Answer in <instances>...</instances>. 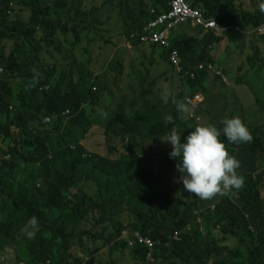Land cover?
I'll list each match as a JSON object with an SVG mask.
<instances>
[{
	"label": "trees",
	"instance_id": "1",
	"mask_svg": "<svg viewBox=\"0 0 264 264\" xmlns=\"http://www.w3.org/2000/svg\"><path fill=\"white\" fill-rule=\"evenodd\" d=\"M169 1L151 0V4L160 12L169 9ZM13 2L16 1L0 0V39H7L10 43L8 53L0 47V121L6 118L4 124L0 123V133L4 134L7 147V151H4L0 146V239L13 244L20 251L17 257L19 264H96L94 253L85 243V238L97 240L99 236L92 229L99 225L102 226L100 236L106 245L111 250L130 249L129 255L134 264H150L147 262V248L130 245L135 233L154 240L153 264L160 260L161 253L171 264H202L219 253L233 254V260L240 262V254L223 243L222 235L214 238L209 234L203 240L196 229L190 238L170 242V247L166 249L170 257L159 247L162 244L158 241L167 242L175 228L182 229L195 220L192 209L182 210L175 201H180L184 196L190 203L200 204L189 193L180 190L173 178L176 174L173 162L162 156V152L158 154L153 146L173 126L181 127L176 116H173L174 123L164 122L168 107L173 102L165 104L161 101L150 105L148 137L152 143H149V150L136 143L149 141L144 136L130 142L122 138V131H114L120 122L118 118L111 119L115 111H109L110 122L104 134L113 158L109 154L88 153L78 144L73 147L71 143L76 135L81 138L86 136L90 122L86 116L88 109L93 107L101 94L100 88L93 92L90 85L101 74L88 67L90 59L78 65V55L72 50L86 30L81 20L85 12L74 0H34L29 6L25 5L31 9L28 17L9 19L8 8L13 10ZM105 2L113 7L114 0ZM123 2L129 4V0ZM193 2L202 3L203 6H198L205 15L217 18L221 26L235 18L236 8L217 11L220 5H234L235 0ZM111 7L107 11H111ZM140 9L125 10L123 5L125 27L132 23L131 28L135 29L149 18L145 12L138 15ZM240 13L242 23L252 29L264 23V12L260 7L251 12L241 8ZM100 23L102 21H89L88 28L97 29ZM193 28L190 24L182 25L175 31L178 38L172 45L186 65L212 61V48L223 39L237 41L238 31L233 27L225 28L218 35L208 30L202 36L198 33L190 35L188 32ZM124 33L128 31L124 30ZM72 34L73 41L70 40ZM110 40L112 38L109 37L104 42L110 45ZM58 41L66 46H60ZM47 45H54L56 52L72 54V61L60 63L57 59L53 60L49 55L54 53ZM164 58L167 59V52H164ZM261 61L258 71L244 80L250 93V98L245 99L248 108L264 105L256 92L259 89L264 95V81L259 76L264 59ZM123 62H119L118 70H110L109 67H113L111 59L105 71L120 72ZM90 67L95 69L97 66ZM247 70L249 66L245 67L244 74ZM207 72L202 71L195 81L187 83L191 93L206 88L204 81ZM80 77L84 78L83 83L77 82ZM216 82H220L219 75ZM122 124L127 129L136 130L129 123ZM248 126L251 130L252 125ZM256 127L252 128L251 142L233 144V152L246 171V182L239 191L240 198L225 200L218 207L226 227L235 233L250 235L256 242L249 252L248 264H264V198L261 195V185L264 183V131L261 139ZM11 128H16L18 134H12ZM111 133L120 138L121 148L117 142L108 139ZM53 139L56 141L54 146L51 145ZM154 156L157 159L155 165L146 166V162H143L144 167H137L138 161ZM126 201H129L127 209L122 205ZM131 201L141 205V213L131 209ZM3 207L12 209L4 214L1 212ZM96 210L99 213L91 222L89 215ZM32 217L37 218L38 225L27 228V231L35 233L29 238L25 228ZM88 225L90 228H87ZM125 230L131 232L130 236L123 234ZM73 247L81 248L91 260L85 263L81 257H75L71 253ZM212 264L234 263L216 257Z\"/></svg>",
	"mask_w": 264,
	"mask_h": 264
},
{
	"label": "rangeland",
	"instance_id": "2",
	"mask_svg": "<svg viewBox=\"0 0 264 264\" xmlns=\"http://www.w3.org/2000/svg\"><path fill=\"white\" fill-rule=\"evenodd\" d=\"M15 1L17 3L13 2L14 8L12 10V13L10 14V17H28L31 9L26 7V1ZM74 1L79 3L83 11L85 12V14L81 16V20L82 25L86 27V30L82 32L80 40L77 42L76 47L72 48V50L76 51L78 55V65H81L85 61H88L90 59V64L88 65L90 69H92L90 67L91 65L101 66L102 73L101 76H97L96 82L105 87L104 89H102L100 99L95 100V107H92V111L90 110L89 115H86L87 119H97L99 123L101 121L104 122L108 119L109 113L107 112L115 111V114L111 119L118 118L120 122L117 123V128H115L114 131H122V138H124L125 141L130 142H136V137L144 136L149 141L136 143H138L140 147L142 146L146 150H149V143H152V139L148 137L150 105H156L157 103L163 101L162 97L165 95L169 96V101L171 102L173 97L176 100H179L184 93H188L189 91L187 89V86L182 83L181 75L179 74V72H177L174 67H172L164 58H159V52L156 49L147 47V45H143L139 48H131L128 47L126 43H123V38H125L123 34L125 30L124 18L122 15L123 5L125 10L141 8L138 12L139 15L141 12H146L145 10H147V7L152 6L151 0H146L145 2L144 0H129L128 5L125 4L123 0H114L112 4L113 7H111V5L109 4H106L105 0ZM262 3H264V0H237L235 2V18L231 19L230 23L236 26L240 25L242 23L240 13L241 8L255 11L256 8L259 7ZM110 7L111 11H107ZM89 21L92 23H98L99 21H102V23L97 24V29L92 28L91 30L88 28ZM177 29L178 28H176L175 30ZM58 33L59 35L61 34V32ZM109 37L112 38V40H110L109 42L110 45L104 42ZM248 38L249 34L246 32L241 40L230 43L228 42L225 54L230 53L233 56H237L238 48L236 45H239L240 50H242V45L248 40ZM62 39L64 40V38ZM70 40H74L73 34ZM65 42L69 44L68 41ZM58 44L60 46H66L62 41H58ZM53 46L54 45H47V47L54 53L52 55H49L53 60L57 59L60 63H67L68 60L72 61V54H68L66 51L56 52ZM0 47H3L4 50L8 53L10 51L9 41L7 39H0ZM216 47H218L217 44H215L212 50L216 49ZM241 52L242 51H239V54H241ZM111 59L113 62V67H109L110 70H118L119 62L124 60L120 72L112 73L110 71H105L108 62ZM240 63L241 60L236 69L238 72L243 73L241 74V76H244L245 67H248L250 64L257 63V61L254 62V58H252L250 62H245L242 65ZM261 69H264V65L261 66ZM1 76L2 75H0V77ZM259 76L261 80L264 81V73H261ZM228 77L231 78V75L229 74ZM99 78L100 80H98ZM216 80L217 78H215V81ZM77 82L83 83L84 78L80 77L79 79H77ZM149 85H152V90L151 92H149V94H147V98L138 94ZM247 92L250 95L248 90ZM256 92L260 101H264V95L260 92V90L256 89ZM101 99L103 100L102 104L100 103ZM15 105V102H13L14 108ZM175 108L176 105L172 103L168 107V113L166 115H169L170 112L175 110ZM200 109H202V107H200ZM13 112H15V109H13ZM234 114H236V116L241 115L240 118L242 120L244 119V116L246 124L252 125V128L254 126H257L259 128V134L262 139V134L264 131V105H262L261 107L252 105L251 108L244 110L241 107V104H238L235 108ZM185 119L187 118L185 117ZM188 120L192 119L188 118ZM5 122L6 118H3L0 121L1 124H4ZM122 123H125L126 125L127 123H129V125H133L134 127H136V130L132 131L131 129H127L126 126ZM193 124L194 126H196L197 122L195 121ZM216 124L219 125L220 122H217ZM35 125H38V123H36ZM252 128L251 131H253ZM11 133L17 135L18 131L16 128H11ZM4 139V134L0 133V146L3 147L4 151H7L6 141ZM108 139L115 143L119 142L120 140V138L117 137L114 133H111ZM77 140H79V142H77ZM55 144L56 141L55 139H53L51 141V145L54 146ZM71 144L73 145V147H75L76 144L82 146L84 150H87L88 153H97L100 155L108 154L104 128H101L100 126H94L90 130V132H88V135L84 138H81L80 135H76ZM119 146L121 148L122 144L120 143ZM169 153L167 151L162 152V156L171 159V161L173 162L174 170L176 173L175 175H173L174 181L179 186L180 190L185 193L182 183L178 182V178L181 174L176 169V164L180 161L181 157L172 158L170 157ZM4 159L8 160V158L6 157H4ZM2 161L3 159L1 157V162ZM143 162H146V166L155 165L157 159H155L154 156V158L152 157L144 161H138L137 167H144ZM0 166H2L1 163ZM262 190V194L264 196V187ZM189 196L194 198V200H198L200 202V204L197 205V208L198 211H201L202 213L201 218L203 221L202 227L204 228V236L207 237L209 234H211L214 235L215 238L219 235H222L223 243L225 245H229L232 249L235 250L236 253L240 254L241 259L237 264H246L248 252L254 242L251 236H245L241 233H235L231 230H225L221 226L224 224L218 221L214 215L206 210V207L210 204L208 202L209 200H201L200 198L190 193ZM128 203L129 201L122 203V205L125 206V209H127ZM130 203L132 210L136 209L141 213L142 210L140 204L134 201H131ZM177 203L181 207H186L190 204L187 197L184 196H182L181 200L177 201ZM11 209L12 208L10 207H3L1 212L6 214ZM98 213L99 211L96 210L89 215V219L91 222L97 217ZM126 225L127 224H125V226ZM101 227L102 226L99 225L96 228L92 229L93 233L99 236L97 240H94L92 238H85V243L89 245L91 251L94 253L96 264H134L131 256L129 255L130 249L111 250L110 246L106 245L105 241L100 236ZM87 228H90V225H88ZM128 236L129 235H127V237ZM162 252L166 253L163 248ZM19 253L20 251L15 248L13 244H8L0 239V264H19L17 260ZM71 253L75 257H81V259H83L85 263L91 260V257L87 256L86 252H83L81 248L73 247ZM154 261L152 262V264L154 263ZM157 264H171V262L167 260L166 257L164 258L161 253L160 260L157 262ZM202 264L208 263L203 262Z\"/></svg>",
	"mask_w": 264,
	"mask_h": 264
},
{
	"label": "clouds",
	"instance_id": "3",
	"mask_svg": "<svg viewBox=\"0 0 264 264\" xmlns=\"http://www.w3.org/2000/svg\"><path fill=\"white\" fill-rule=\"evenodd\" d=\"M27 6L31 4L34 0H25ZM146 1V0H145ZM173 1L170 0L168 2L169 9L163 10V11H157V9L153 6L147 7V10H145V13H148L149 18L147 20H144L141 24L139 23L135 29L131 28V24L128 27H125V30L128 31V33H124L123 43L127 44L128 47L131 48H139L143 45H147V47H152L156 49L159 54V58L164 57V52H167V59L168 63L174 67V69L179 72L181 75V81L185 86H188L187 83H191L195 81L198 77V75L204 71L208 70L206 77H212L217 78V75L220 77V82L225 83L228 82V74L227 72H232V70H228L225 68H221L215 64V60L213 58L212 61H200L196 65H186L180 57V53L177 49L173 48V43L177 40L178 37L175 36V31H177L182 25L190 24L194 28L192 29L190 35L193 34H199V36H202L205 34L206 31L212 30L215 34H221L225 28H229L232 26H227V24H231V20L225 21V26H221L219 24V21L215 17H207L203 11V9L198 6L202 5V3L194 4L193 0H184V2L191 6L192 9H197L205 20H213L215 21V26H208L206 27L204 24H199L195 22L192 18H186L184 20H180L176 23H174L171 27L168 26V22L172 19L169 17H165L164 15H168L173 7ZM237 0H235L236 2ZM235 2L234 5L226 7L224 5H220L218 7V12H222L224 10H229L235 8ZM147 3V2H146ZM197 6H194V5ZM145 6V4H144ZM260 10L264 12V3H262L260 6ZM257 7V8H259ZM145 8V7H144ZM247 12H251L253 10H247ZM9 12V19H15L18 17H10V14L12 11L10 8H8ZM21 18V17H20ZM23 19V18H22ZM233 26H236L234 24H231ZM178 28L177 30H175ZM234 30L238 31L237 41L241 40L243 35L247 32L249 36L252 37V35L260 36L262 35L264 37V23L253 27V29L245 23H241L240 25L233 27ZM186 35V34H185ZM142 37H146L145 40H142ZM154 38H157L158 42L153 41ZM230 43V42H229ZM126 46V48H127ZM238 55H242L245 51L244 44L242 45V50L238 48ZM173 50L178 51L179 58H180V64L179 66H175L171 60H170V54ZM239 51H242L241 54H239ZM254 62L257 61V63L250 64L254 66V69L258 71V66L262 62L261 60L264 59L260 58L259 55L261 54L260 48L252 49ZM263 55V54H262ZM166 56V55H165ZM252 58H246L243 57L241 59V65L245 62H250ZM260 63V64H259ZM258 64V65H257ZM249 65V66H250ZM257 65V66H256ZM234 70V69H233ZM260 73H264V69L259 70ZM0 73H2V69H0ZM222 80V81H221ZM223 83V84H225ZM91 90L95 92L97 88L104 89L105 87L93 79L90 83ZM264 88V84H263ZM152 85L147 86L144 90H142L139 95L147 98V94L151 92ZM189 90V89H188ZM208 89H202L197 90L195 92L184 93L182 97L179 100H176L174 97L172 98V102L176 105L175 110L169 114L166 115L164 118L165 124L174 123L173 116H176L178 119V122L180 123L181 127L173 126L170 131H168L161 139L167 143H169L171 146L166 148V151L169 153L170 157L176 158L181 157L180 161L176 164L177 171L181 174L178 178V182L182 183L183 190L187 193H190L201 200H209L210 203L206 210L210 212L212 215L215 216V218L220 221L221 225L225 230H231L228 227H226V221L222 218V215L218 212V207L224 203L225 200H235L240 198V193L244 187V184L246 182L245 175L246 171L243 169L242 162L239 160L238 157H236L233 150L235 149L233 144H247L252 141L253 136L250 130V127L246 124L245 117L243 116V120L240 118L241 115L232 114L230 116V112L225 115L221 116V122L220 126H218L216 123L211 122H204L201 123V115L199 112L200 107H203L205 104L204 100V92H206ZM207 98L214 100L215 98H219L218 96H214L213 91H207ZM100 99V98H99ZM165 104L169 101V96L165 95L162 97ZM181 101V102H180ZM234 104L237 105V103L234 101ZM86 107V105H84ZM93 107H95V103L93 104ZM248 107H245L244 110H247ZM92 111V109H88V115L89 111ZM201 111V109H200ZM109 113V111L107 112ZM230 116V117H229ZM185 117L187 119H185ZM109 118V114H108ZM188 118L192 120H188ZM89 125L87 127V133L94 127V126H100L101 128H104V134L107 128L108 123L110 122L108 119L104 122H98L97 119H89ZM197 122V125L194 126V122ZM194 126V127H193ZM159 139V140H161ZM186 140V141H185ZM106 141V138H105ZM185 141V142H183ZM120 144L119 142H117ZM120 147V146H119ZM108 154L110 155L109 149H107ZM98 155L97 153H94ZM104 155V154H101ZM111 158H113V155H110ZM254 172L252 173V175ZM257 174V173H256ZM264 187V183L261 186V195L264 198L262 194V189ZM178 205L177 201H175ZM198 204H192L190 203L186 207H181L178 205L179 208L182 210L190 208L193 210V214L195 216V220L192 224L186 225L182 229L175 228L172 233L168 236V241L165 243H161V241H158V243L162 244V246L159 245V247L163 248L167 255L169 256L166 249L170 247L171 241H177L180 242L183 240V237L190 238L193 234V231L196 229L200 235V237L205 240L206 237L204 236V228L201 226L203 225V221L201 218V211H198L197 208ZM38 225V220L36 217H32L28 221V225L25 228V231L27 232V235L29 238H32L34 236V232L27 231L28 227L35 228ZM220 227V226H219ZM232 231V230H231ZM127 235L130 236L128 231ZM136 234V233H135ZM140 234V233H139ZM126 235V236H127ZM145 237H148L153 242L152 247L140 245V244H134L133 247L142 246L144 248H147L149 250L148 254V263L152 264L154 261L153 257V251L155 242L153 239H151L149 236L143 235ZM134 237V235H132ZM255 241L253 242L252 247L255 245ZM251 247V249H252ZM249 250V252L251 251ZM249 252H248V258H249ZM232 255L219 253L214 254L210 260H206L208 264H212L214 261V258L219 257L225 258L226 260H230L232 263L237 264L232 258ZM170 257V256H169ZM248 258L246 260V264H248ZM172 260L176 261L172 258Z\"/></svg>",
	"mask_w": 264,
	"mask_h": 264
},
{
	"label": "crops",
	"instance_id": "4",
	"mask_svg": "<svg viewBox=\"0 0 264 264\" xmlns=\"http://www.w3.org/2000/svg\"><path fill=\"white\" fill-rule=\"evenodd\" d=\"M227 26L236 27L231 24H227ZM227 46H228V41L226 39H223L221 43L218 44V47L212 50V54L215 60V64L217 66L228 69L229 71L232 70V72H230L231 78L228 77V82L223 84L221 82H216L215 78L213 79V76L211 78L206 77V80L204 81V83H205L206 89H208L207 91H213L214 96L219 95V98L217 99L215 98L214 100L209 99L207 98V91L204 92L205 104L203 105L200 111L201 123L221 122L222 120L219 117H221L222 115L225 116L229 112L231 113L230 116H232L238 104H241V107L243 109L247 107L245 103V99L250 98V96L247 92L244 80L246 78H250L252 74H254V72H256L257 70L252 69L254 68V66L250 65L249 70L245 72V77L242 78L240 76L241 72H238L236 68L240 60L243 57H246V58L253 57V53H252L253 48H256V49L260 48L261 54L259 55V57L260 58L264 57V37L263 36H257V35H252V37L249 36L248 40L244 43L245 51L242 55L233 56L230 53L225 54ZM93 70L96 74L102 73L100 65H98ZM234 101L237 103V105L234 104ZM100 103L101 104L103 103L102 99ZM218 126H220V124ZM153 146H154L155 151L158 154H161V152H166L162 150H166L165 148H168L171 145L161 139L159 141H155L153 143Z\"/></svg>",
	"mask_w": 264,
	"mask_h": 264
},
{
	"label": "built area",
	"instance_id": "5",
	"mask_svg": "<svg viewBox=\"0 0 264 264\" xmlns=\"http://www.w3.org/2000/svg\"><path fill=\"white\" fill-rule=\"evenodd\" d=\"M165 17H169L172 19L171 21L168 22L169 27H171L174 23L189 17L199 24H204L206 27L215 26V21L205 20L202 14L197 9H192L190 5L184 2V0H174L172 10L168 15H164V18ZM145 39L146 37H142V40ZM153 41L158 42L157 38H154ZM170 60L175 66H179L180 58L178 51L176 50L172 51V53L170 54ZM123 234L127 235V232H123ZM133 238L134 241L130 242V245L140 244L148 247L153 246L152 240L139 233L134 234Z\"/></svg>",
	"mask_w": 264,
	"mask_h": 264
}]
</instances>
